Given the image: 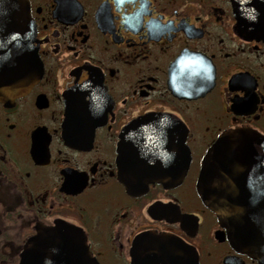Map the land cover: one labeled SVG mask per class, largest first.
<instances>
[{
    "label": "flooded vegetation",
    "instance_id": "flooded-vegetation-1",
    "mask_svg": "<svg viewBox=\"0 0 264 264\" xmlns=\"http://www.w3.org/2000/svg\"><path fill=\"white\" fill-rule=\"evenodd\" d=\"M234 2L27 0L43 72L27 94L0 102V264H19L37 230L57 224L80 232L98 264H131L144 233L177 236L198 264H257L230 247L195 191L219 136H264V41L235 32ZM71 92L82 129L66 133ZM150 117L183 128L185 176L129 195L118 138Z\"/></svg>",
    "mask_w": 264,
    "mask_h": 264
},
{
    "label": "water",
    "instance_id": "water-1",
    "mask_svg": "<svg viewBox=\"0 0 264 264\" xmlns=\"http://www.w3.org/2000/svg\"><path fill=\"white\" fill-rule=\"evenodd\" d=\"M233 8L235 32L264 41V0L258 5L256 0H235ZM33 32L27 0H0V102L27 94L39 82L43 70ZM73 92L65 96L66 133L82 129L72 118ZM89 122L83 130L94 128L95 121ZM184 137L180 125L162 117L129 124L116 148L119 182L126 192L139 195L153 183L164 187L181 183L186 172ZM77 140L68 134L71 146L78 145ZM199 171L195 191L223 229V238L236 253L264 264V136L248 130L226 132L210 146ZM37 232L19 264H98L82 234L70 226L57 224ZM135 238L131 264H198L195 248L177 236L144 233Z\"/></svg>",
    "mask_w": 264,
    "mask_h": 264
}]
</instances>
